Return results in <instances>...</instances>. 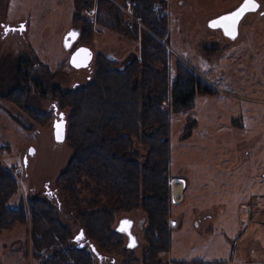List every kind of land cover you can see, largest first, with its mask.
I'll list each match as a JSON object with an SVG mask.
<instances>
[{"label": "rangeland", "instance_id": "rangeland-1", "mask_svg": "<svg viewBox=\"0 0 264 264\" xmlns=\"http://www.w3.org/2000/svg\"><path fill=\"white\" fill-rule=\"evenodd\" d=\"M104 1L122 15L119 27L113 30L100 24L99 0H92L82 12L92 28L91 39H79L66 51L64 35L70 29L80 32L73 18L75 0H0V167L12 173L18 187L8 204L14 207L20 199L30 197L49 201L59 220L71 227L73 242L86 246L84 237L75 240L80 233L72 216L75 207L58 185L74 151L66 138L63 143L54 140V121L59 120V114L67 120L69 113L68 108L60 109L56 94L95 79L99 55L125 66L139 56L141 31H148L134 12V18L129 16L131 0ZM256 1L259 13L264 12V0ZM240 2L164 0L153 7L167 19L166 35L159 42L167 51L169 84L180 63L204 83L209 80L222 89L206 83L216 92L196 95L188 111L171 113L169 97L162 103V109L170 113L171 207L169 251L159 257L161 264H264V17L249 16L240 28L244 39L239 41L256 48L255 52L240 50L238 40L230 41L220 30L207 27L210 20L234 11ZM21 23L25 31L5 32ZM80 47L91 51L92 60L86 69L76 70L69 59ZM17 87L25 98L13 95ZM41 115L47 117L40 119ZM192 116L196 127L190 138L182 141ZM204 128L212 137L209 142L200 138ZM31 149L34 153L30 156ZM135 149L140 155L146 153L140 145ZM179 181H184L185 187L181 184L178 198L174 189ZM79 199L80 206H85L93 197L82 189ZM255 201L261 210L249 217V225L263 227L241 229L240 223L246 219L242 210ZM208 210L217 216L214 212L202 214ZM123 219L133 223L131 232L137 242L131 249L133 257L99 250V259L94 254L95 264H129L127 260L143 264L146 215L139 210L117 214L115 226ZM124 241L127 247L126 237ZM0 264H40L31 250L29 223L0 231Z\"/></svg>", "mask_w": 264, "mask_h": 264}, {"label": "trees", "instance_id": "trees-1", "mask_svg": "<svg viewBox=\"0 0 264 264\" xmlns=\"http://www.w3.org/2000/svg\"><path fill=\"white\" fill-rule=\"evenodd\" d=\"M158 2L164 0H131L135 17L148 30L141 31L138 57L120 67L99 55L95 79L56 94L60 109H69L65 138L74 151L58 185L67 202L74 204L72 216L88 245L73 242L71 227L59 220L57 209L47 200L30 197L10 207L17 182L0 167V231L29 223L31 250L40 264H95L91 247L96 256L101 250L133 257L125 236L116 230L115 217L136 210L146 215L147 222L143 264H161L159 257L169 251L170 113L162 109V103L169 97L171 113L188 111L196 95H213L216 90L180 63L169 84L167 51L159 42L166 35L167 19L153 10ZM91 4L92 0L74 2L79 39L92 37L91 25L82 16ZM108 6L99 0L98 22L114 30L123 17ZM137 31L134 26L135 38ZM20 91L17 87L12 92L25 98ZM21 106L26 109L24 103ZM195 127L196 122L188 120L181 140L189 139ZM135 145L143 147L145 155ZM82 189L93 197L85 206L79 204Z\"/></svg>", "mask_w": 264, "mask_h": 264}, {"label": "water", "instance_id": "water-1", "mask_svg": "<svg viewBox=\"0 0 264 264\" xmlns=\"http://www.w3.org/2000/svg\"><path fill=\"white\" fill-rule=\"evenodd\" d=\"M248 3V0H244L243 3L238 6L234 11L227 13L225 15H222L218 18L212 19L208 22L207 27L210 30H220L222 35L233 41L237 37V30H238V23L241 20V18L249 12H256L259 9V4L253 0H251V4H249L248 7H245V4ZM252 4L255 5V7H252ZM239 13V16H236L235 14ZM225 17H234L233 19L226 20ZM8 31H19L23 32L25 31V26L23 23H21L18 27H7L5 29V32ZM80 38V32L76 29H70L63 37L62 45L63 48L66 51L72 50L75 43ZM92 60V53L87 47H80L76 49L69 59V64L72 68L76 70L80 69H86L90 62ZM59 120H55L53 123V135L54 140L57 143H63L65 141V135H66V121L64 119L63 114L58 115ZM34 151L33 149L28 151V155H33ZM24 165H26V159H24ZM183 184V188L185 187V182L180 181ZM172 203H176L174 200H172ZM171 225L174 226V222H171ZM133 223L132 221H129L127 219H123L119 221L116 230L120 233H122L127 238V248L128 249H134V247L137 245L135 236L131 232ZM83 234L80 232L79 235L75 238V240L82 238ZM83 244H80L82 247ZM92 253H96L95 249L91 247ZM96 255V254H95ZM98 259L100 256H97Z\"/></svg>", "mask_w": 264, "mask_h": 264}, {"label": "crops", "instance_id": "crops-1", "mask_svg": "<svg viewBox=\"0 0 264 264\" xmlns=\"http://www.w3.org/2000/svg\"><path fill=\"white\" fill-rule=\"evenodd\" d=\"M12 27H15V26H12ZM225 38V37H224ZM227 39V38H226ZM244 51H246V52H251L250 50H248V49H246V50H244ZM169 52H171V50L169 49ZM178 57V56H177ZM181 59V58H180ZM186 65H188L189 66V63L187 62L186 63ZM190 67V66H189ZM203 78V77H202ZM203 80H205L204 78H203ZM205 82L207 83V84H209L210 86H212L213 88H215V89H217V90H222L219 86H217L216 84H213L212 82H210L209 80H205ZM190 119H192L193 121H195L196 122V119H194V117L192 116V118H190ZM218 130V129H217ZM218 131H220V130H218ZM208 136V137H207ZM200 138L203 140V142L205 141V142H209L210 140H212V137L210 138V132H209V130H207L206 128H204L203 129V132L200 134ZM257 201H255L254 203H250V205H252V207L250 206V205H246L245 207H246V209H243L242 210V214L246 217V219L244 220V221H241V223H240V228L241 229H248V227H250V226H254V225H256L257 227H259V228H262L263 226H259L258 224H253V225H249V217L253 214V213H257V212H259L261 209H259V207H260V205L258 204V203H256ZM250 206V207H249ZM257 208V209H256ZM210 212H214L213 214H215L216 216H217V213H215V211L214 210H208V211H203L202 212V214H204V213H206V214H209ZM257 214H259V213H257ZM205 215V214H204ZM172 222H173V219H172ZM174 224H175V222H174ZM200 225L198 224V227H199ZM244 226L246 227V228H244Z\"/></svg>", "mask_w": 264, "mask_h": 264}, {"label": "flooded vegetation", "instance_id": "flooded-vegetation-1", "mask_svg": "<svg viewBox=\"0 0 264 264\" xmlns=\"http://www.w3.org/2000/svg\"><path fill=\"white\" fill-rule=\"evenodd\" d=\"M243 1L244 0H241V2L238 4V6H240L242 3H243ZM253 1H255V2H257L256 0H253ZM258 3V2H257ZM259 4V3H258ZM259 9H260V4H259ZM259 9L256 11V12H249V13H246L242 18H241V20L239 21V23H238V30H237V37L233 40V41H239L241 38H243L244 36H242V32H241V30H240V28L242 27V25H244L245 24V22H246V20H247V18L249 17V16H256V15H258V16H260V18H262V17H264V12H260L259 13ZM253 33H255V32H251V34H253ZM255 35V34H254ZM254 35H253V37H254ZM252 37V36H251ZM244 39V38H243ZM229 40V39H228ZM231 41V40H230ZM253 41H254V38H253ZM255 42V45H256V47L257 48H261L262 47V44L261 43H259L258 41H254ZM237 48H239L240 50H246V49H248V50H250V51H253V52H255L256 50V48L255 49H253V48H250V46H248V45H246V43H245V41L244 40H241V41H239V43L237 44Z\"/></svg>", "mask_w": 264, "mask_h": 264}, {"label": "bare ground", "instance_id": "bare-ground-1", "mask_svg": "<svg viewBox=\"0 0 264 264\" xmlns=\"http://www.w3.org/2000/svg\"><path fill=\"white\" fill-rule=\"evenodd\" d=\"M180 183V184H179ZM182 183L179 181L176 183L175 185V189H174V194H175V197H180L181 196V193H182Z\"/></svg>", "mask_w": 264, "mask_h": 264}, {"label": "snow or ice", "instance_id": "snow-or-ice-1", "mask_svg": "<svg viewBox=\"0 0 264 264\" xmlns=\"http://www.w3.org/2000/svg\"><path fill=\"white\" fill-rule=\"evenodd\" d=\"M249 4H251V0H248V3L245 4V7H248ZM252 7H255V5L252 4ZM235 15H236V16H239V13H236ZM225 19H226V20H228V19H233V20H234V17H225Z\"/></svg>", "mask_w": 264, "mask_h": 264}, {"label": "built area", "instance_id": "built-area-1", "mask_svg": "<svg viewBox=\"0 0 264 264\" xmlns=\"http://www.w3.org/2000/svg\"><path fill=\"white\" fill-rule=\"evenodd\" d=\"M129 7V8H128ZM127 8V12L129 13V16L131 17V18H134V17H132V14H133V12H134V10H132L131 8L132 7H130V6H128Z\"/></svg>", "mask_w": 264, "mask_h": 264}]
</instances>
